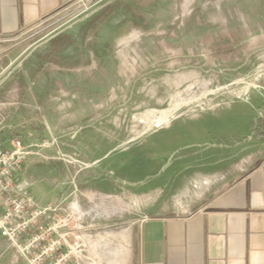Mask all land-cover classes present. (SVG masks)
Returning a JSON list of instances; mask_svg holds the SVG:
<instances>
[{
	"label": "rangeland",
	"instance_id": "obj_1",
	"mask_svg": "<svg viewBox=\"0 0 264 264\" xmlns=\"http://www.w3.org/2000/svg\"><path fill=\"white\" fill-rule=\"evenodd\" d=\"M0 115L5 142H58L52 161L26 162L33 195L77 196L105 246L91 264H120L131 226L192 211L257 155L264 0H81L0 43ZM0 264L27 263L6 246Z\"/></svg>",
	"mask_w": 264,
	"mask_h": 264
},
{
	"label": "crops",
	"instance_id": "obj_2",
	"mask_svg": "<svg viewBox=\"0 0 264 264\" xmlns=\"http://www.w3.org/2000/svg\"><path fill=\"white\" fill-rule=\"evenodd\" d=\"M79 1L0 0V43L32 30ZM52 109L54 115L68 114V108L57 98ZM52 114L49 112L50 120L54 119ZM20 115L16 116L19 122L20 118L25 120ZM0 119L5 121L2 115ZM64 120L67 123V117ZM54 130L60 127L56 125ZM261 134L245 145L247 150L257 148V155L249 159L243 174L215 187L190 212L147 217L134 232L131 226L119 240L121 245L112 260L120 264H264V133ZM43 155L34 158L47 160ZM33 168L25 164V179ZM77 198L73 202L80 205L82 221L88 228L90 211ZM102 240L101 236L94 237L81 264L100 263L102 258L92 256L90 247L104 251ZM6 246L9 247L4 240L0 242V252Z\"/></svg>",
	"mask_w": 264,
	"mask_h": 264
},
{
	"label": "built area",
	"instance_id": "obj_3",
	"mask_svg": "<svg viewBox=\"0 0 264 264\" xmlns=\"http://www.w3.org/2000/svg\"><path fill=\"white\" fill-rule=\"evenodd\" d=\"M4 130L0 119V136ZM255 131L264 133V122L257 123ZM58 147L55 140L30 133L15 135L6 142L0 137V238L27 264H71L84 256L95 237L84 226L77 202L68 204L61 197L41 205L23 176L29 159Z\"/></svg>",
	"mask_w": 264,
	"mask_h": 264
}]
</instances>
